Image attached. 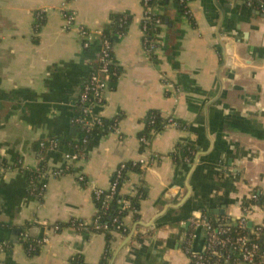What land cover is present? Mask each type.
I'll use <instances>...</instances> for the list:
<instances>
[{"label": "crops", "instance_id": "obj_1", "mask_svg": "<svg viewBox=\"0 0 264 264\" xmlns=\"http://www.w3.org/2000/svg\"><path fill=\"white\" fill-rule=\"evenodd\" d=\"M64 3L77 12L71 30ZM41 8L46 19L37 29L34 13ZM190 9L191 21L175 4L166 6L160 47L151 59L143 48L142 0H0V154L8 167L0 172V241L7 244L0 264H73L77 256L101 264L105 234L67 225H90L97 212L94 189H109L120 164L140 160L147 167L131 172L122 192L134 197L132 189L142 188L144 197L137 214L125 218L129 235L114 236L108 264H190L182 220H237L252 191L261 199L251 222L263 223L264 15L236 0H192ZM118 14L131 22L113 44L117 76L105 104L94 109L116 121L117 130L94 128L74 172L49 180L39 201L24 170L64 166L69 147L43 154L36 146L64 137L75 125L82 87L98 66L100 40L85 50L77 29L109 31ZM162 75L181 93L166 87ZM9 105L16 107L13 115L6 112ZM152 111L187 128L168 126L145 149L140 135ZM182 143L196 147L194 159L176 166L173 154ZM13 228L25 230L7 241ZM23 233L30 241H49L29 255ZM205 241L201 232L196 245Z\"/></svg>", "mask_w": 264, "mask_h": 264}, {"label": "built area", "instance_id": "obj_2", "mask_svg": "<svg viewBox=\"0 0 264 264\" xmlns=\"http://www.w3.org/2000/svg\"><path fill=\"white\" fill-rule=\"evenodd\" d=\"M192 0H142L143 5V48L147 56L155 58V54L160 47V31L163 25L162 12L170 3H173L188 20H192L190 3ZM245 4L247 7L255 9L264 15V0H236ZM62 16L67 30L76 27L77 12L67 8L64 3L61 8ZM47 10L41 8L34 13L35 27L39 29L46 19ZM129 21V16L124 15L119 23V28H124ZM78 33L81 37L85 50H90L96 39L100 40L101 50L98 59L97 71H93L88 80L84 83L78 101L81 111L80 117L75 124L85 130L83 138L77 142L76 152L66 154V163L61 168L50 169L49 167H37L40 180H44L36 190L40 196H43L47 189V183L51 179H58L71 173L74 163L80 160L85 148L87 147L91 133L94 128L105 126L104 118L97 116L94 109L97 106H103L106 100V93L110 80L117 76L113 64V43L103 30H93L87 27H79ZM124 34H119L118 37ZM162 81L166 87L171 88L174 93H181V88L174 85L169 79L162 75ZM168 126H175L180 129H186L173 117H168ZM112 130H117V123ZM145 149L149 148L150 141L146 137L140 139ZM60 143L58 140H49L40 143L41 152L57 151ZM189 161V159H187ZM148 165L145 160L122 163L113 174V182L109 189L95 188L94 200L97 207L96 216L90 225L76 220L71 221L70 228L76 231L89 230L98 234H111L112 236L129 235L130 229L125 222L129 214H137L138 210L132 205L130 196L122 192V186L127 182L128 176L135 169L144 170ZM8 167L2 160L0 154V172H4ZM78 181L85 184V177L78 175ZM132 193L138 192L134 187ZM261 199V193L252 191L250 198L242 206V215L239 219L233 220L230 217H224L216 225L212 219L207 217H193L189 219L190 230L185 244V252L190 258V264H264V221L263 223L253 224L249 227L251 216L256 209L257 203ZM115 205L117 212L112 215L111 208ZM186 224V222H184ZM204 228L207 234V240L203 252L193 251V241L196 238V230ZM55 229L61 231L63 228L55 226ZM23 242L28 241L27 252L32 255L38 252L48 243V239L30 241L27 234H22ZM7 248V244L0 245V252ZM80 256L73 258V263H78Z\"/></svg>", "mask_w": 264, "mask_h": 264}, {"label": "trees", "instance_id": "obj_3", "mask_svg": "<svg viewBox=\"0 0 264 264\" xmlns=\"http://www.w3.org/2000/svg\"><path fill=\"white\" fill-rule=\"evenodd\" d=\"M123 17H124V14H118V15L113 16V18H114L113 25L109 31L105 32V34L109 37V39L112 41L113 44L115 43V40L118 38L119 34H125L126 29L131 22V19L129 17V21H128L127 25L124 28H119V23ZM104 122H105V126L103 127V129L105 131H112L113 126L117 123L116 121L112 122V121H107L105 119H104ZM178 122L181 124V126H186L184 123H182L180 121H178ZM167 125H168V119L165 118L161 112H159V111L150 112L147 116L146 128L141 133L140 139L142 137H146L147 139H149V141L151 143V140L154 138V136L163 132L165 130V128L167 127ZM79 129H80V132H79L78 139L73 141V142L65 143L66 147H69L72 152L78 151L76 144L85 135L84 128L79 126ZM40 143H38L36 146V150L38 152H41ZM142 147L144 148L143 145H142ZM195 149H196V147L194 145H192L191 143L180 144L177 147L176 152L173 154V159L175 161L176 166H180L181 164H184V163H192V161L194 159ZM45 152L46 151H44L43 154ZM187 159H189V161H187ZM38 167H45V165L40 164ZM141 170L142 169L137 168L133 171L141 172ZM71 171L74 172V169L72 168ZM24 173H25V175L29 181V184L31 186L32 191H33V189L38 188L39 184H42V182H44V180H40L39 173H38L36 168L26 169V170H24ZM34 195L39 201L43 200V196H40L38 190H36L34 192ZM143 197H144V192H143L142 188L138 190V192L135 194L134 197H129L132 205L138 211L140 209V205H141V201H142ZM116 212H117L116 206L113 205L111 208V214L114 215ZM136 218H138V215L136 216ZM212 221L216 225H220V222H216L214 220H212ZM67 226H70V224H68ZM60 227L63 228V226H60ZM105 236H106V242H107V252L104 254L102 261H101V264H108L109 259L112 257V251L110 250V247H111L112 242L115 239V237L112 236L111 234H105ZM22 243L24 244L25 248L27 249L29 242L28 241H26V242L22 241ZM35 254H37V252L33 253L32 255H35ZM73 264H85V262H84L83 258L80 257V260L78 261V263H73Z\"/></svg>", "mask_w": 264, "mask_h": 264}, {"label": "water", "instance_id": "obj_4", "mask_svg": "<svg viewBox=\"0 0 264 264\" xmlns=\"http://www.w3.org/2000/svg\"><path fill=\"white\" fill-rule=\"evenodd\" d=\"M100 50H101V48H100ZM230 61H232V60H229V62ZM97 67H95V69H94V71H97ZM15 110H16V107H14L13 105H9V106H7V109H6V112L9 114V115H13L14 114V112H15ZM79 118V117H78ZM96 128H101V127H96ZM80 132V129H79V126H77L76 124L75 125H73L72 126V128H70V130L68 131V132H66V134H65V136L63 137L62 136V138H56L58 141H59V143H60V147L59 148H64L65 147V143L66 142H73V141H75L74 140V138L76 137V135H77V133H79ZM50 139H48V141H49ZM73 153V152H72ZM217 214H225V210H223V211H221V212H218ZM187 219L188 218H184L182 221H186V224H184L183 225V228H185V229H187V230H190V224H189V221H187ZM178 222L180 223L181 222V220H178ZM170 224H172L171 222H168V223H163V224H159L158 226H157V230H159V229H161V228H163V227H165V226H168V225H170ZM253 226V223L252 222H250L249 223V227H252ZM22 230H25V228H13L10 232H11V234L12 235H14L12 238H5V239H7V241H14V240H16L17 239V234L19 233V232H21ZM9 231V230H8ZM29 231H32L31 229H29ZM201 232H203L205 235H206V240H207V234H206V230L204 229V228H198L197 230H196V232H195V234H196V238H195V242H194V244H193V251L194 252H196V253H201V252H203V250H204V247H205V243H206V241H205V243H200V245H196V239H197V237H199L200 236V234H201ZM131 238H132V236L129 238V240H127L126 241V244L131 240ZM4 240H2V241H0V245H1V242L2 243H4L3 242ZM125 244V245H126ZM124 245V246H125Z\"/></svg>", "mask_w": 264, "mask_h": 264}]
</instances>
